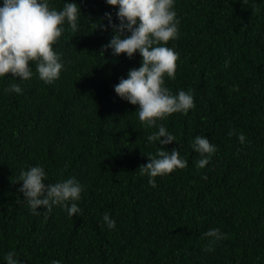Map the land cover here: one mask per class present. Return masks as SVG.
<instances>
[{"label": "trees", "instance_id": "trees-1", "mask_svg": "<svg viewBox=\"0 0 264 264\" xmlns=\"http://www.w3.org/2000/svg\"><path fill=\"white\" fill-rule=\"evenodd\" d=\"M76 2L78 32L66 24L54 45L59 79L45 84L35 65L28 81L0 78V264L10 251L23 264H264V0H176L180 35L168 46L179 58L165 86L190 91L195 107L159 122L176 140L163 147L179 149L187 166L155 177V187L140 169L161 148L147 140L157 129L114 92L141 57L104 49L112 30L95 26L107 24L105 12L115 20L114 6ZM13 83L22 94H5ZM197 134L217 147L199 169ZM35 165L45 183L74 177L84 186L79 214L30 213L16 181ZM217 227L225 238L203 251L204 233Z\"/></svg>", "mask_w": 264, "mask_h": 264}, {"label": "clouds", "instance_id": "clouds-1", "mask_svg": "<svg viewBox=\"0 0 264 264\" xmlns=\"http://www.w3.org/2000/svg\"><path fill=\"white\" fill-rule=\"evenodd\" d=\"M114 6L112 12H105L107 24H96L95 29L112 30V38L104 45L114 56L125 54L131 59L135 54L141 57L138 68H130L127 76L120 77L114 85V92L122 100L138 105V118L145 128L157 130L147 137L149 143H158L161 148L155 155L148 154L149 162L141 167L142 175L148 176V183L155 187V177L165 176L176 169H183L187 161L180 156L179 149L167 151L163 146L176 141L175 136L160 121L174 113L187 114L195 107L190 91L178 90L173 94L165 86V80L175 79L179 53L168 46L169 41L179 38V19L175 11L176 0H105ZM81 10L76 0H65L62 8L52 6L51 0H0V78L11 74L20 80H30L35 65L37 78L45 84H52L59 79L64 63L54 50L65 31V25L78 32ZM227 63V62H226ZM5 94H22L20 84L13 83L4 88ZM234 133L230 132L229 135ZM241 144L246 137L237 134ZM191 148L200 159L196 167L204 168L209 158L217 151L205 135L197 134ZM47 172L41 165L21 170L16 182L22 181L18 189L23 194L31 214L39 215L43 208L50 213L54 207L62 208L73 217L81 209L77 201L81 199L84 186L76 178H68L56 183H45ZM103 222L108 229L116 227V220L109 213H104ZM209 242L203 249L214 251L218 241L225 234L217 227L204 233ZM5 264H23L14 252L4 257ZM51 264H62L53 259Z\"/></svg>", "mask_w": 264, "mask_h": 264}]
</instances>
